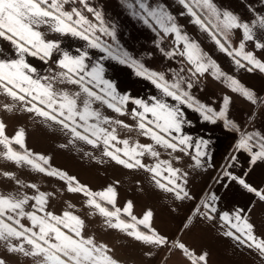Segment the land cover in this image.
<instances>
[{
    "label": "crops",
    "instance_id": "crops-1",
    "mask_svg": "<svg viewBox=\"0 0 264 264\" xmlns=\"http://www.w3.org/2000/svg\"><path fill=\"white\" fill-rule=\"evenodd\" d=\"M141 3L145 8L163 9L170 14L181 32L199 45L220 72L255 94L256 102L252 103L233 91L235 86L228 79L211 70L192 75L188 69L193 66L186 57L179 55L182 43H177L175 34H165L155 19L148 18L140 7ZM213 3L219 10L230 11L249 23L254 36L253 41L243 39L241 29L231 30L227 37L221 34L217 39L225 43L229 51L239 49L243 43V51L253 53L256 59L264 62V49L255 47L264 43V25L259 22L264 17V0H213ZM88 5L100 13L101 19L97 20L93 13L84 11L95 29L87 33V41L82 37L51 31L47 26L40 27L46 40L59 44V51L47 61L26 56L27 62L37 70L34 78H50L63 71L55 63L63 52L73 56L86 54L85 64L89 70L93 67L101 69L102 80L112 86V94L118 99L129 98L124 104V115L105 104L94 103L92 107L103 117L122 120L129 127L103 124L102 121L101 126L109 130L115 128L118 140H127L129 145L152 144L159 157L146 154L142 161L154 165L158 160L177 169V183L188 196L178 199L174 192L157 187L148 171L117 164L103 154V144L93 147L82 140H74L61 125L26 111L2 92L0 121L6 125V136L14 137L18 131L24 133V148L13 142L11 147L14 151L22 153L27 149L33 156H43L47 164L42 166L46 169L75 177L92 192H100L113 185L117 192L115 208L123 209L130 201L132 216L137 219L150 210L151 228L167 237L172 244L159 248L109 228L104 217L86 205L85 196L68 192L65 183L57 177L41 173L27 164L11 162L3 155H0V193L19 191L31 197L37 194L38 189L47 194L46 211L55 215L68 211L82 219V235L93 238L97 244L106 245L116 264H264V255L235 239L240 233L233 227H242L246 220L254 225L256 239H264V201L239 183L243 179L252 188L264 192V159L253 162L254 154L264 151V72L255 68L248 71L251 65L244 60H241L244 66H238L235 60L239 58L222 51L209 32L194 24L180 0H88ZM73 7L82 9L79 0H70L65 10L70 11ZM14 52L8 41L0 39V59L15 58ZM172 52L176 54L169 55ZM152 73L162 74L169 83L180 80L182 90L196 104L187 107L165 97L148 78ZM88 86L98 93L101 88L108 91L100 82ZM53 88L58 92L80 91L79 85L62 83L59 79L53 82ZM157 98L181 107L185 123L181 133L173 135L189 138L184 151H172L156 145L136 127L137 121L131 116V110L137 107L133 101L140 99L152 103ZM225 98L228 99L227 105ZM5 104L12 106L10 111L4 109ZM201 108L211 109V113ZM220 111L225 112L224 117L216 115ZM206 114L212 119H205ZM148 118L152 119L151 114ZM89 123L96 121L90 120ZM245 138H249L247 146L238 147ZM113 143L116 147H123V144ZM6 150L4 145H0V154ZM4 173L11 174L12 178ZM163 175L166 177L168 173L164 171ZM161 183L167 181L161 179ZM25 185H35L36 188ZM33 203L30 199L24 211H34ZM106 206L114 210L111 205ZM237 215L241 216V221L236 220ZM120 218L132 222L123 212ZM20 223L31 226L26 217H21ZM137 228L143 234H150L144 225L138 224ZM63 230L67 232V229ZM2 243L0 255L5 254ZM181 243L187 251L174 246ZM201 255H205L204 261L199 259ZM8 264H34V260L18 253L8 255Z\"/></svg>",
    "mask_w": 264,
    "mask_h": 264
},
{
    "label": "snow or ice",
    "instance_id": "snow-or-ice-1",
    "mask_svg": "<svg viewBox=\"0 0 264 264\" xmlns=\"http://www.w3.org/2000/svg\"><path fill=\"white\" fill-rule=\"evenodd\" d=\"M70 0H0V39L8 41L15 49L12 59H0V92L19 103L28 112H34L51 120L62 129L67 130L74 140H82L93 147L104 146L103 154L110 157L117 164L128 169H144L152 174L157 187L168 192H174L178 199L188 196L187 192L177 183L178 170L170 164L160 162L148 165L142 161L146 154L153 158L159 157L152 144L129 145L127 140L120 141L116 135V129L101 126L103 124H115L125 128L129 127L122 120H109L95 110L92 105L96 102L107 105L114 112L124 115V104L128 97L117 98L112 94V86L102 80L101 69L93 67L89 70L85 64L86 54L77 56L63 52L61 58L55 61L59 66L60 73L52 77H36V68L31 66L26 56L39 57L47 61L54 52L59 51V44L53 40H46L40 27L47 26L51 31L71 34L89 40L87 34L90 30H95L94 26L84 15V11L93 13L97 20H100V13L88 5V0H79L82 9L73 7L70 11L65 10V5ZM192 17V22L198 25L203 31L209 32L219 48L229 56L239 59L235 60L238 66L243 67L241 60L247 61L251 67L264 72V62L256 59L251 52L243 51L244 44L241 43L239 49H229L217 37L223 34L228 36L231 30H241L243 39L253 41V28L249 23L242 21L237 15L230 11L219 10L213 0H180ZM141 9L145 10L146 16L155 19L156 23L165 34L173 33L177 43H182V50L179 55L186 57L190 67L188 71L192 75L204 74L213 71L220 77L228 79L234 85L233 91L239 92L248 101L255 103V94L242 87L239 82L229 78L220 72L219 67L212 61L199 45L183 34L174 21V18L164 12L155 9L145 8L143 3ZM260 24L264 25V17L260 18ZM95 47L96 45L93 44ZM255 47L264 49V43H258ZM176 52L169 53L175 55ZM146 74V73H142ZM87 78V79H86ZM148 78L161 89L165 97H170L180 105L193 107L196 101L192 100L189 94L182 90L181 81L176 80L169 83L162 74L152 73ZM59 79L60 82H67L80 86V91L76 93L58 92L53 88V82ZM94 82L105 84L108 91L101 88L100 92L94 91L88 85ZM191 86L190 84L188 85ZM103 93V94H101ZM83 94V95H82ZM133 103L137 106L131 110V116L137 121L136 127L141 134L150 137L156 144L172 151H184V146L188 144L187 136L173 135L180 134L184 121V113L181 107L176 104H169L164 99H154L152 103L136 99ZM228 99L225 98V105ZM5 110H11V105H3ZM206 113H211V109H203ZM151 114L152 119H149ZM219 117H224L225 112L217 113ZM205 119H212L211 115H205ZM90 120L96 123H89ZM6 125L0 121V145L7 149L0 155L16 164H27L35 170L55 176L65 183L68 192L80 193L85 196L86 205L94 209L96 213L104 217L109 228L125 232L128 236L147 244L155 245L159 248L168 247L172 242L167 237L162 236L151 228L149 223L152 212L147 211L141 219L132 216V203L129 201L123 209L115 208L117 192L113 185H109L100 192H92L87 186L82 185L75 177L56 170L46 169L42 164H47L43 156H33L24 149L17 152L11 147L14 142L22 149L23 131H18L14 137L5 135ZM250 138V137H249ZM245 138L238 145L240 148L247 146ZM123 144V147H116L113 143ZM199 148V145H197ZM202 154V153H199ZM256 159H264V151L254 154L253 162ZM168 175L165 177L163 172ZM11 177V174L4 173ZM158 177L160 179H158ZM161 179L167 183H161ZM235 179V178H234ZM19 183V182H18ZM239 183L246 189L254 192L260 200L264 201V192L252 188L243 179ZM25 187L36 188L35 185H25ZM183 193V195H181ZM33 200L34 211L25 212L24 206L29 200ZM48 195L39 192L29 197L27 194L0 193V242L4 248V255H0V264H8V255L23 254L25 257H32L34 264H116L109 255L106 245L97 244L91 237L85 238L82 235L84 221L71 212L65 211L61 215H55L46 211ZM106 205H111L114 210H109ZM121 212L127 214L132 222H125L120 218ZM26 217L31 221V226L26 227L20 223V218ZM237 221H241V216H236ZM144 225L150 234L141 233L137 225ZM240 235L235 239L241 243L248 244L249 248H255L264 255V239L257 240L253 235L254 225L243 222V226L233 225ZM63 229H67L65 232ZM228 235H235L228 233ZM27 245V247H26ZM175 247L185 249V245L175 244ZM149 254H151L149 252ZM36 258H39L38 260ZM205 260V255L199 257Z\"/></svg>",
    "mask_w": 264,
    "mask_h": 264
}]
</instances>
